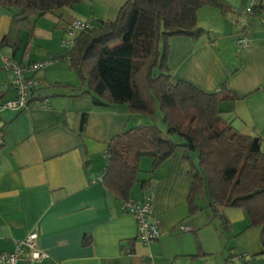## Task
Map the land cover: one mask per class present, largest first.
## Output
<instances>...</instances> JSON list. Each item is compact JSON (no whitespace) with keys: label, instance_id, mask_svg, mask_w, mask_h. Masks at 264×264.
<instances>
[{"label":"crops","instance_id":"crops-1","mask_svg":"<svg viewBox=\"0 0 264 264\" xmlns=\"http://www.w3.org/2000/svg\"><path fill=\"white\" fill-rule=\"evenodd\" d=\"M225 1L233 13L224 16L213 7L198 12L202 36L169 40L168 69L174 80L204 92L222 87L233 92L236 99L219 106L222 117L240 134L264 144V25L239 14L248 0ZM13 16L0 5V253L13 252L17 243L37 233L38 247L48 258L19 264H229L236 259L234 264H264L262 228L251 226L243 209L212 206L202 192L196 197L199 211L190 215L193 182L183 142L155 171L150 155L140 160L130 200L141 204L152 197V219L161 229L157 242L141 243L135 216L124 211V201L102 179L109 143L144 125L142 116L125 104L97 106L91 95H82L85 87L68 60L55 59L62 48L43 55L33 51L39 19L31 20L35 30L29 40L28 29L15 32ZM243 36L250 45L239 49L236 41ZM5 59L54 63L35 75L39 85L29 110L2 107L14 95L7 87ZM60 63L73 72L66 75L69 70ZM45 85L55 90L45 91ZM42 99L50 107L36 104ZM190 156L197 166V153Z\"/></svg>","mask_w":264,"mask_h":264},{"label":"trees","instance_id":"trees-1","mask_svg":"<svg viewBox=\"0 0 264 264\" xmlns=\"http://www.w3.org/2000/svg\"><path fill=\"white\" fill-rule=\"evenodd\" d=\"M81 1L0 0V5L14 12L15 32L28 29L32 40V19L55 15ZM204 7L216 8L224 16L233 13L225 0H127L116 20L80 31L73 49H62L55 59L68 60L85 87L81 94L91 95L97 106L125 104L132 114L153 118L159 105L168 134L183 140L185 159L191 164L190 215L199 211L196 197L202 192L212 206L243 209L250 225L262 228L264 253V144L240 134L222 117L219 106L235 100L233 92L225 87L204 92L190 82L174 80L168 69L169 40L202 36L198 12ZM177 147L156 125L124 131L108 145L105 188L129 201L141 158L150 155L155 171ZM191 153L198 155L197 166Z\"/></svg>","mask_w":264,"mask_h":264},{"label":"built area","instance_id":"built-area-1","mask_svg":"<svg viewBox=\"0 0 264 264\" xmlns=\"http://www.w3.org/2000/svg\"><path fill=\"white\" fill-rule=\"evenodd\" d=\"M241 15L249 18H258L264 25V0H248L247 5L240 11ZM89 22L75 20L66 30V37L62 40V48L70 52L75 46L77 31L91 29ZM250 45L248 37L239 38L237 46L243 49ZM52 63V60L42 62L16 61L5 59L4 69L10 74L8 88L13 90V98L3 104L4 109L15 112L30 109L32 93L39 85L35 75L44 70ZM39 107L48 108L49 100L42 99L36 103ZM123 209L132 213L138 224V239L145 245L157 242L161 237V229L157 222L152 219L153 199L146 196L139 204L132 200L124 202ZM183 231H190L189 227H181ZM38 234L31 233L23 241L17 243L16 249L10 253H0V264H19L21 260L27 259L35 263L48 258L47 253L38 247Z\"/></svg>","mask_w":264,"mask_h":264},{"label":"rangeland","instance_id":"rangeland-1","mask_svg":"<svg viewBox=\"0 0 264 264\" xmlns=\"http://www.w3.org/2000/svg\"><path fill=\"white\" fill-rule=\"evenodd\" d=\"M126 2L127 0H82L74 7H66L63 10L58 11L55 15H48L46 17L39 19L37 26L39 27V29H41V31L37 39L33 41L34 42L32 46L33 51L39 50V52L42 53L43 55L48 51L59 50V48H62V35L64 36V38L66 37V33H65L66 29L75 20L89 22L91 23L92 26H96V27H98L102 21L116 20L121 7L124 6ZM56 25H58V27ZM52 32L54 33V35H51ZM78 33L79 31H77V34ZM235 33H237V31H235ZM52 64H54L53 61L50 65ZM60 64L65 66L64 63H60ZM65 68L67 70L69 67L65 66ZM46 69L47 67L44 70L40 71L39 73L44 74ZM68 70L69 71L65 72L66 75L69 72H73L71 71V69ZM44 90L53 91L55 89L53 87L48 89V87L45 85ZM141 118H143L144 125H150L151 123L158 126L163 131L164 135L170 140L176 142L177 144L183 142V140L179 138L177 135L170 136L168 134V129L163 123L164 115L159 105H157V110L155 111L153 118H149L146 116H142ZM137 190L140 192L139 186L137 187ZM231 247L232 246L230 244L228 250L225 251V254H227V256L229 254V250ZM249 260H252L251 256L249 257ZM236 261H238V259L234 260V263ZM234 263H229V264H234Z\"/></svg>","mask_w":264,"mask_h":264}]
</instances>
